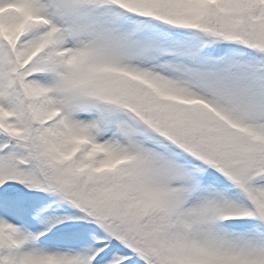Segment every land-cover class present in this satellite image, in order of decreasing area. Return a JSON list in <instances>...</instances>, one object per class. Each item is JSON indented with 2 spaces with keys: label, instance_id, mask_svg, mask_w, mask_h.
Returning <instances> with one entry per match:
<instances>
[{
  "label": "snow or ice",
  "instance_id": "obj_1",
  "mask_svg": "<svg viewBox=\"0 0 264 264\" xmlns=\"http://www.w3.org/2000/svg\"><path fill=\"white\" fill-rule=\"evenodd\" d=\"M0 264H264V0H0Z\"/></svg>",
  "mask_w": 264,
  "mask_h": 264
}]
</instances>
